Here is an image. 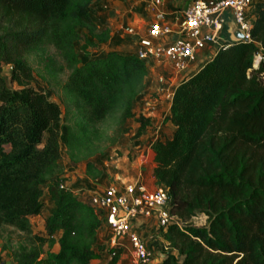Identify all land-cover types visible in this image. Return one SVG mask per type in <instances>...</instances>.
Wrapping results in <instances>:
<instances>
[{
    "label": "trees",
    "instance_id": "1",
    "mask_svg": "<svg viewBox=\"0 0 264 264\" xmlns=\"http://www.w3.org/2000/svg\"><path fill=\"white\" fill-rule=\"evenodd\" d=\"M96 1L0 0L3 15L21 25L0 33V72L4 62L13 63V78L23 84L17 71L31 74V69L16 54L41 46L53 49L43 59L49 70L69 71L61 86L64 109L35 87L8 90L0 76L5 96L0 103V212L8 224L30 232V219L43 210L40 184L45 179L54 204L40 242L47 250L21 243L12 252V264H40L44 254L45 264H92L99 257L104 247L96 237L105 216L73 190L61 188V146L73 161L87 160L88 176L98 179L103 171L89 157L100 151L101 142L116 143L128 131V118L139 123L135 137L152 124V118L134 112L146 86V61L112 49L83 62L77 51L80 40L87 49L110 39L111 30L99 31L93 18ZM256 12L251 41L218 47L175 86L169 114L175 129L152 143L155 183L169 190L170 212L182 220L161 231L178 254L167 251L159 264H264V3ZM259 53L263 58L256 65ZM111 119L116 128L109 136L101 126ZM199 212L207 216L203 226L192 221ZM117 249L109 248V264H116ZM0 264H5L1 252Z\"/></svg>",
    "mask_w": 264,
    "mask_h": 264
},
{
    "label": "rangeland",
    "instance_id": "2",
    "mask_svg": "<svg viewBox=\"0 0 264 264\" xmlns=\"http://www.w3.org/2000/svg\"><path fill=\"white\" fill-rule=\"evenodd\" d=\"M146 1L147 5H150L148 3L149 0ZM259 4L260 3L256 2V5ZM99 7L100 8L97 9L101 12L99 13V15L102 14L106 16V20H102L101 22L98 21L99 31L102 30L104 27H108L111 30L110 39L106 42H98L96 43V45L89 46L87 49H83V45L85 43L84 39L78 41L76 43V48L79 52L82 61L85 62L91 58L102 57L109 50L112 49L122 50L130 54H137L138 40L142 36L147 35L148 28L150 27V25L148 26L146 31V28L144 27H141V29L139 28V26L136 25L127 23L122 24V21L118 23L116 18L107 16L108 11L110 10V6L107 2L102 5L100 4ZM152 9H147L148 13L146 15L147 17H150L151 14V20L153 16L154 20L156 10L154 8ZM3 12L4 10L0 6V33L9 27L21 28V25H18V23H20L18 20H11L9 17H5L3 15ZM143 18L144 17L141 16L140 21H144ZM147 21H149L148 18ZM145 25H147V22ZM127 26H135V33L131 34L126 31L125 29ZM43 47L44 46L34 48L33 50L28 49L20 51L16 54L17 58H23L25 60V63L28 64L31 69V74H26L23 70L17 71V73H19L21 76V81L23 84L19 83L13 78V63L4 62L0 72V76L4 79L8 90H17L25 86L35 87L36 89L46 93V95L50 99L56 101L58 104H60L61 108L64 109L61 95V86L63 82L67 79L69 71H66L64 73H56L49 70L46 67V64L43 59L47 54L52 53L53 49L51 47H45L43 50ZM147 64L149 68V73L146 78V86L135 101L134 112L136 114V117L143 114L146 117L152 118V124L142 135L144 137V143L147 145H152V143L157 138L166 139L172 135L175 126L169 119V107L173 91L175 86L179 82H181L184 77H187L189 71H184L180 73H178L177 71L174 72L167 62L162 61H148ZM179 77L183 79L179 81ZM162 78L163 80H161ZM4 100L5 96L0 95V103ZM101 127L103 129V132H108L109 136L110 134L113 135L114 130L116 128V120H108L104 122ZM124 128H126L128 131L124 132L116 143H111L109 140L101 142L102 146L100 147V151H98L96 155L89 157V160H91L96 165L98 170L103 171L102 176L99 177L97 181L96 179L90 178L87 174V160L81 162L73 161V159L68 153L66 145L62 144L60 151L61 156L58 162L62 166V172L64 170L65 171L61 175V178L64 179L66 176H68V174L66 175V171L68 170L69 173H75V176H80L84 174V177L92 182L91 186H94L93 192L88 195V200H90L91 197L98 190L105 188L115 182L120 184V182L117 181L118 178L115 175L116 173L114 172L116 161L124 155V149L127 147V143L129 144V142L135 140V138H138L134 135L139 129V123L136 121V118H128L124 123ZM62 132L65 133V128H62ZM46 141L47 135L44 137L43 144H45ZM128 158L131 159V156L129 154ZM80 178L81 177H78V179ZM47 182L48 181L46 179L41 181L40 186L43 189V196L41 199L43 202V210L40 215L34 216L30 219V232L19 230L16 226L8 224L4 220L0 212V223L2 228V234L0 235V252L2 261L5 264L13 263L12 252L21 243H27L29 245L32 243L39 244L41 245V248L44 251L47 250L48 245L46 242H43V245L40 244V242H42L41 238L45 234V220L47 216L51 213L53 207V201L50 199L47 193ZM192 221L197 226H203L207 223V216L204 213L199 212L195 217H193ZM55 247L56 244H54L53 250ZM46 258L47 255L44 254L40 264H45Z\"/></svg>",
    "mask_w": 264,
    "mask_h": 264
},
{
    "label": "built area",
    "instance_id": "3",
    "mask_svg": "<svg viewBox=\"0 0 264 264\" xmlns=\"http://www.w3.org/2000/svg\"><path fill=\"white\" fill-rule=\"evenodd\" d=\"M256 0H192L178 10L179 18L174 26L167 23L168 13L163 9L164 0H149L156 10L146 36L138 40L137 56L144 61L167 62L173 71L188 72L193 69L198 52L208 43L218 47L227 46L231 41L222 35L223 18L230 14L246 36L251 38V29L256 16ZM135 26H127L126 31L135 33ZM257 54L255 64L262 60ZM163 80V78L161 79ZM62 189H70L64 181ZM72 190V189H71ZM89 202L103 211L105 220L113 231L115 246H124V239L130 244L133 259L138 264H149L154 253L148 244L146 234L139 230L140 223L156 218L158 229L166 232L173 222L182 220L170 212L171 195L164 186L150 190L140 180H132L120 185H111L98 190ZM120 209L126 212L119 216ZM166 243L165 253L178 254Z\"/></svg>",
    "mask_w": 264,
    "mask_h": 264
},
{
    "label": "crops",
    "instance_id": "4",
    "mask_svg": "<svg viewBox=\"0 0 264 264\" xmlns=\"http://www.w3.org/2000/svg\"><path fill=\"white\" fill-rule=\"evenodd\" d=\"M145 1V2H144ZM98 0L94 3V12H93V18L98 22L102 20H106L105 15H99L101 13L97 9L100 8V4L108 3L110 6V10L108 11L107 16H110L112 18H116L118 23L122 21V24H132L139 26V28H147L151 24L154 16L151 20V14L150 17H147V9H152L153 7L151 5H147L146 0ZM259 5H256V10L259 8L263 3L264 0H256ZM192 0H164L163 9L168 13L167 15V23L171 26H174L177 22V19L179 18L178 10L182 7L187 6L190 4ZM153 10V9H152ZM257 13V12H256ZM141 16H143L144 21H140ZM147 18L149 21H147ZM146 20V21H145ZM151 20V21H150ZM144 22V23H143ZM147 22V25H145ZM143 23V24H142ZM99 24V23H98ZM146 26V27H145ZM141 28V29H142ZM136 49V47H135ZM218 50V45L214 43H208L204 48L199 50L198 57L196 60V63L192 70H190L187 75L189 77L191 74H193L196 70L201 68L209 58H211L216 51ZM122 51V50H121ZM124 52V51H123ZM127 53V52H126ZM187 77L180 78L185 80ZM182 80V81H183ZM170 108V107H169ZM151 144L147 145L144 143V137H138L135 138V140L127 143V147L124 149V155L121 156L116 161V166L114 169V173L120 184H124L128 181L140 179L148 189L153 190L158 185L155 183V177H154V167H155V161L154 158V152L151 148ZM128 154L131 156V159L128 158ZM69 171V170H68ZM66 171V176L64 178V182L70 189H72L74 192L80 195V197L84 201H88V195L93 192L94 186H91L92 182L87 180L83 175L75 176V173ZM78 177H81L78 179ZM98 179H96L97 181ZM123 182V183H121ZM54 208V204L52 207V210ZM139 230L143 231L147 238H148V244L150 249L154 253V258L149 264H159L162 259L165 256V246L168 242L162 235L161 230L158 229L157 226V220L156 218H150L147 221H144L140 223ZM62 231L58 232V236L56 234V239L58 240L61 236ZM124 246L120 247V249L115 251V254H117V261L116 264H138L133 259L130 244L127 239L123 240ZM96 243L100 246H103L104 249L98 250L99 257L94 259L92 261V264H109L113 254L109 251L110 247L115 246V243L113 241V231L107 221L105 220V223L103 226L99 229L97 237H96ZM55 251L59 250V244L56 243V247L54 248Z\"/></svg>",
    "mask_w": 264,
    "mask_h": 264
},
{
    "label": "water",
    "instance_id": "5",
    "mask_svg": "<svg viewBox=\"0 0 264 264\" xmlns=\"http://www.w3.org/2000/svg\"><path fill=\"white\" fill-rule=\"evenodd\" d=\"M222 35L224 38L231 42H248L250 39L246 36V33L239 28L235 20L230 14H226L223 18ZM126 212L122 209L119 211V216H125Z\"/></svg>",
    "mask_w": 264,
    "mask_h": 264
}]
</instances>
